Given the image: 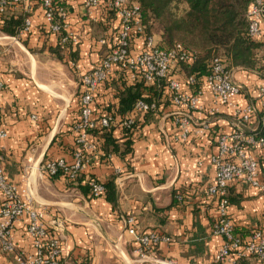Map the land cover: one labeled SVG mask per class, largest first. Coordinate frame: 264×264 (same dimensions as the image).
I'll return each instance as SVG.
<instances>
[{
  "label": "crops",
  "instance_id": "1",
  "mask_svg": "<svg viewBox=\"0 0 264 264\" xmlns=\"http://www.w3.org/2000/svg\"><path fill=\"white\" fill-rule=\"evenodd\" d=\"M26 12L16 8L5 18L30 17L29 30L15 37L0 31V131L7 134L0 139V159L17 197L24 202L31 198L35 209L44 212L43 222L58 229L63 264H257L255 259L235 256L225 263L216 262L224 239L214 233L217 203L206 192L215 182L211 158L217 152V138L230 133L237 118L230 108L215 101L203 82L197 108L191 111L195 123L188 139H182V129L174 120L185 109L174 106L167 92L156 112L136 116L127 135L118 124L119 107L120 94L131 83L114 67L96 91L93 112L96 120L105 114L117 116L112 137L119 151L109 153L104 140L91 133L96 150L86 152L87 165L80 181L44 174L48 160H74L80 77L107 53L98 43L101 38L116 42L119 22L104 10L87 16L75 4L67 23L68 32L79 36V44L62 48L47 30L43 10L34 6ZM94 16L96 22L91 20ZM154 38L158 43L161 40L157 34ZM256 39L264 42V21ZM141 48L142 39L136 38L132 55ZM231 74L243 89L233 102L241 108L250 101L257 105L264 79L239 68ZM170 77L182 84L184 92L193 93L182 66L174 67ZM204 125L212 133L196 134ZM127 141L130 151L125 153ZM92 178L100 184L113 182L114 202L105 194L94 197L85 189ZM2 199L0 194V203ZM227 212L236 234L247 238L264 226V195L257 188L233 182ZM128 218L135 219L138 230L161 232L171 242L161 243L151 252L140 250L126 231ZM59 223L63 226L57 228ZM28 225L29 217L24 214L12 223L11 233L18 251L34 254ZM0 264L18 263L14 255L0 251Z\"/></svg>",
  "mask_w": 264,
  "mask_h": 264
},
{
  "label": "built area",
  "instance_id": "2",
  "mask_svg": "<svg viewBox=\"0 0 264 264\" xmlns=\"http://www.w3.org/2000/svg\"><path fill=\"white\" fill-rule=\"evenodd\" d=\"M60 3L55 0H0V19L7 17L16 8H24L29 14L34 6H39L43 10L47 30L57 37L62 48L75 46L80 40L78 35L68 32L67 22L71 11L66 4L70 7L75 4L82 6L87 16L95 10L113 14L119 22V28L115 43L107 38L98 41L108 51L92 70L80 77V117L73 125L78 149L73 162L67 163L63 159L48 160L43 166L44 174L49 177L61 175L75 181L87 165L86 152L96 150V145L90 141L91 132L98 126L109 128L116 124L117 116L114 114H105L96 120L93 112L96 91L107 81L114 67L125 74L131 84L139 82L151 85L157 80L167 79L166 90L169 92L171 103L185 109L184 112L177 113L174 120L182 129V139H188L195 123L191 111L197 108L200 88L196 94L184 92L182 84L172 79L170 72L180 64L192 63L195 59L192 52L181 44L161 48L154 36L145 33L140 7L130 0H62ZM247 19L249 36L257 38L261 34L264 21V0H252ZM91 20L96 22L97 17L94 16ZM30 26V17H26L23 31L29 30ZM136 38L142 39V48L137 55H132ZM202 80L215 101L230 108L237 118L236 127L230 133L219 134L217 138V152L211 158L216 171L215 182L206 192L207 197L216 199L217 203L218 217L214 233L224 239L216 262L225 263L235 256L237 259H255L257 264H264V226L244 238L236 234L227 212L228 188L233 182H242L257 188L264 195V134H256L259 129L258 112L264 109V87L260 89L257 105L250 101L244 108L239 107L233 102V98L241 94L243 89L233 81L231 72L226 70L220 58L211 62L207 75ZM197 82L193 76L186 78V84L190 87L195 86ZM158 109L154 101L138 100L130 113L121 116L118 124L123 129H132L137 115L156 112ZM195 133L211 134L212 129L209 125H204ZM6 135L4 131H0V139ZM89 185L94 197L105 194V187L95 180L90 179ZM0 194L3 198L0 203V251L14 255L18 264H63L62 241L56 234L58 229H52L43 222L45 214L35 209L31 198L24 202L17 197L4 175L1 159ZM177 199L181 201L182 197L178 196ZM24 214L29 217L27 231L32 239L34 254L18 251L11 233L12 223ZM125 223L127 233L139 245L140 250L151 252L159 244L171 242V238L161 232L138 230L134 218L126 219ZM62 226L61 223L56 224L57 228Z\"/></svg>",
  "mask_w": 264,
  "mask_h": 264
},
{
  "label": "trees",
  "instance_id": "3",
  "mask_svg": "<svg viewBox=\"0 0 264 264\" xmlns=\"http://www.w3.org/2000/svg\"><path fill=\"white\" fill-rule=\"evenodd\" d=\"M55 1L62 2V0ZM130 1L137 3L140 7L145 33L149 36L155 34L160 36L161 40L158 44L161 48H171L174 44H181L192 52L194 61L190 64H180V66L184 69L186 77L193 76L198 81L195 86L190 87L194 94L199 90L203 82L202 78L207 75L210 64L215 58H220L229 72L239 68L264 78V42L248 34L247 12L252 0ZM66 7L70 11L73 10L69 4H66ZM24 22L22 17L0 19V31L7 36L15 37L23 31ZM96 25L98 27L99 23ZM167 85V79L157 80L151 85L132 83L120 94L119 113L122 116L127 115L132 111L135 103L141 99L147 102L154 101L159 108L163 93L167 92V98H169ZM257 124L259 129L256 134H264V109L258 112ZM113 127L100 128L91 132L104 140V146L110 148L109 153L119 151L112 137ZM132 129L124 130L128 135ZM130 144V141L126 142L125 153L130 151ZM82 176L80 174L76 181L82 179ZM102 185L105 187L107 200L114 202L116 192L113 182ZM85 189L91 192L89 182H86ZM227 199L229 202V188Z\"/></svg>",
  "mask_w": 264,
  "mask_h": 264
},
{
  "label": "rangeland",
  "instance_id": "4",
  "mask_svg": "<svg viewBox=\"0 0 264 264\" xmlns=\"http://www.w3.org/2000/svg\"><path fill=\"white\" fill-rule=\"evenodd\" d=\"M261 78V77H260ZM261 79H264V78H261Z\"/></svg>",
  "mask_w": 264,
  "mask_h": 264
}]
</instances>
